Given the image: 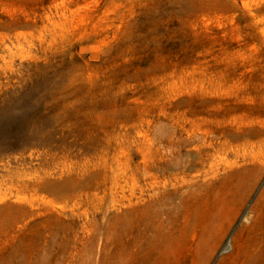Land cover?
<instances>
[{
  "label": "rangeland",
  "instance_id": "rangeland-1",
  "mask_svg": "<svg viewBox=\"0 0 264 264\" xmlns=\"http://www.w3.org/2000/svg\"><path fill=\"white\" fill-rule=\"evenodd\" d=\"M0 264H264V0H0Z\"/></svg>",
  "mask_w": 264,
  "mask_h": 264
}]
</instances>
